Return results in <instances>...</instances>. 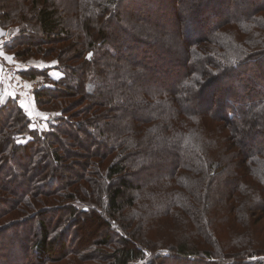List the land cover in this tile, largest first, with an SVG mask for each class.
Instances as JSON below:
<instances>
[{"label": "trees", "instance_id": "obj_1", "mask_svg": "<svg viewBox=\"0 0 264 264\" xmlns=\"http://www.w3.org/2000/svg\"><path fill=\"white\" fill-rule=\"evenodd\" d=\"M0 25L62 73L42 131L0 77V264H264V0H0Z\"/></svg>", "mask_w": 264, "mask_h": 264}, {"label": "rangeland", "instance_id": "obj_2", "mask_svg": "<svg viewBox=\"0 0 264 264\" xmlns=\"http://www.w3.org/2000/svg\"><path fill=\"white\" fill-rule=\"evenodd\" d=\"M193 2H195V1H193ZM143 8H148V7L146 5H144ZM32 23L35 26L38 25V22H32ZM1 27H0V57L6 56V55L12 56L11 59L6 60V63H4V70L0 74L1 75L0 77L3 78L7 82V83L3 84V87H4V85H6L5 87H6V92H7V94H5L4 97L17 98L19 100L21 107L24 109L23 106H24V101L26 99H28V98L31 99L32 97H34L35 91H37L38 89L43 88V87L52 86L53 81H56L62 77V73H61L60 69L58 68V63L56 61H44V60H42L38 57H34V56L33 57H27V58H25V60L16 58L15 55L13 53H10L6 48V44L10 41V36L8 34L10 31H8L6 28L4 29L3 27L2 28L4 30H2ZM126 31H128V29H126ZM115 38H117V36H115ZM145 43H150V42L145 41ZM17 65L24 67L23 69L26 68V70H24V71L20 70V73H18L16 71ZM11 68L12 69L14 68V70L18 74L17 79L21 83L19 86L9 82L8 78H5L6 73L9 72ZM32 68L38 69V70H45L46 71L45 75L39 76V77H37V79L35 78L33 80L24 78L22 75V72L28 71L29 69H32ZM11 94H13L14 96L16 94V96L14 97ZM1 101H2V99H1ZM31 104L33 105V107L35 109H38V111L35 110L34 113H30L24 109L26 111V114L28 115V117L31 119L30 129L39 130V131L48 130L49 122L54 117V113H47V112L40 111L39 108L37 107V105H35V102H32V100H31ZM29 139H31V137L29 135H26L24 137H20L19 143H26ZM219 167H220V164L218 162H215L212 166V171L218 170ZM78 168L79 167H76L77 171H78ZM183 173H186V171ZM131 180H132V182H135L138 184V181H137L138 177H136V176L131 177ZM243 222L244 221H242V223ZM254 222L252 223L251 232H250V230H246V231H244L242 236L246 237V236H248V233H250L251 234L250 237L254 238L256 240V237H257L256 233H257V235L263 239L264 238V217H259L256 221V224H254ZM256 227H258L261 230L260 233H259V231H257ZM36 229L39 230V228H36ZM87 238L88 237L85 235H82L79 237V239H87Z\"/></svg>", "mask_w": 264, "mask_h": 264}, {"label": "crops", "instance_id": "obj_3", "mask_svg": "<svg viewBox=\"0 0 264 264\" xmlns=\"http://www.w3.org/2000/svg\"><path fill=\"white\" fill-rule=\"evenodd\" d=\"M12 58V56L10 55H6V56H3V57H0V74L2 73V71L4 70V63H6V60H8V59H11ZM24 67H22V66H18L17 65V69H16V71L18 72V73H20V70H26V68L25 69H23ZM1 76V75H0ZM37 79V78H36ZM5 83H7L4 79H3V84H5ZM6 85H4V87L2 88V96H4L5 94H7V92H6V87H5ZM12 96H14L13 94H11ZM15 96H16V94H15ZM14 96V97H15ZM33 96V95H32ZM31 100H32V102H35V98L34 97H32L31 99L30 98H28V99H26L25 101H24V109L27 111V112H30V113H34L35 112V110L36 111H38V109H35L34 107H33V105L31 104ZM35 105H36V103H35ZM28 107V108H27ZM37 108V107H36Z\"/></svg>", "mask_w": 264, "mask_h": 264}, {"label": "built area", "instance_id": "obj_4", "mask_svg": "<svg viewBox=\"0 0 264 264\" xmlns=\"http://www.w3.org/2000/svg\"><path fill=\"white\" fill-rule=\"evenodd\" d=\"M2 30H4V29L2 28ZM17 76H18L17 72L14 70V68L13 69L11 68L10 71L6 73V77L5 78H8L9 82H11V83L16 84L17 86H19L21 83L17 79Z\"/></svg>", "mask_w": 264, "mask_h": 264}, {"label": "snow or ice", "instance_id": "obj_5", "mask_svg": "<svg viewBox=\"0 0 264 264\" xmlns=\"http://www.w3.org/2000/svg\"><path fill=\"white\" fill-rule=\"evenodd\" d=\"M0 102H2V101H0Z\"/></svg>", "mask_w": 264, "mask_h": 264}]
</instances>
